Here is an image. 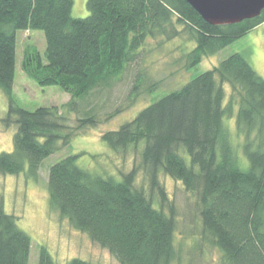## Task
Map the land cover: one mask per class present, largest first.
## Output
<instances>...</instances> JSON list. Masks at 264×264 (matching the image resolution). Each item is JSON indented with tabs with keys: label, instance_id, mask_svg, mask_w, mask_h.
Listing matches in <instances>:
<instances>
[{
	"label": "trees",
	"instance_id": "16d2710c",
	"mask_svg": "<svg viewBox=\"0 0 264 264\" xmlns=\"http://www.w3.org/2000/svg\"><path fill=\"white\" fill-rule=\"evenodd\" d=\"M73 0H0V90L7 110L0 123L16 127L13 150L0 153V175L24 173L36 181L42 161L69 145L87 127L109 121L142 95L158 89L137 72L126 96L103 120L68 115L94 90L108 87L135 63L149 39L185 36L194 47L181 62L197 66L264 23L260 15L238 24L212 26L185 0H87L89 15L72 18ZM44 33V55L24 49L21 71L39 87L56 85L70 99L60 107L27 111L12 97L16 31ZM228 86L229 93H226ZM234 120L231 131L228 121ZM135 164L119 180L80 168V155L49 167L48 207L107 250L119 264H173L174 206L160 176L180 182L195 196L203 232L222 264H264V79L240 53L223 59L100 136ZM142 174L148 193L135 186ZM31 240L17 218L0 208V264H28ZM37 264H57L39 247ZM66 264H92L71 259Z\"/></svg>",
	"mask_w": 264,
	"mask_h": 264
},
{
	"label": "rangeland",
	"instance_id": "374dc122",
	"mask_svg": "<svg viewBox=\"0 0 264 264\" xmlns=\"http://www.w3.org/2000/svg\"><path fill=\"white\" fill-rule=\"evenodd\" d=\"M87 0H73L72 18H85L89 15ZM259 27V26H258ZM257 27V28H258ZM247 33L217 54L204 58L197 66L184 70L182 56L193 49L194 44L185 36L166 42L162 39H149L141 51L138 60L130 64L124 73L110 81L108 87H101L91 92L79 105V114L68 115L67 125L76 126V119L87 114L96 119L104 117L118 107L127 105L125 99L131 88L133 77L142 72L149 83L160 82L158 89L142 94L122 113L96 127L82 129L73 137L68 146L45 158L40 164L38 179L32 181L25 174L17 176L0 175V208L17 218V226L31 240L28 264H37L38 249L44 247L57 264H66L77 258L92 264H119L110 253L95 244L82 233L62 219L56 211L48 207L47 177L49 167L61 159L80 155L77 165L99 175H112L119 180L122 173H127L135 164L132 153L123 158L113 153L101 140V134L118 129L122 124L133 119L146 106L156 102L171 91L216 67L223 59L234 53L242 54L264 79V23L260 28ZM16 64L12 86L14 102L27 111L37 108L60 107L69 99V94L58 86L39 87L21 71V59L27 46H34L43 56L46 48L44 33L29 29L16 31ZM229 93L228 86H225ZM7 98L0 90V119L5 116ZM227 125L232 131L234 120ZM16 127L9 129L0 123V153L13 150V136ZM160 183L169 202L174 206L176 228L174 245L179 259L173 264H222L220 252L212 245L211 238L202 230L199 206L194 195L188 193L180 182L167 176H160ZM135 186L148 193V185L142 174L137 176Z\"/></svg>",
	"mask_w": 264,
	"mask_h": 264
},
{
	"label": "water",
	"instance_id": "95a60500",
	"mask_svg": "<svg viewBox=\"0 0 264 264\" xmlns=\"http://www.w3.org/2000/svg\"><path fill=\"white\" fill-rule=\"evenodd\" d=\"M209 25L238 24L260 15L264 0H185Z\"/></svg>",
	"mask_w": 264,
	"mask_h": 264
},
{
	"label": "crops",
	"instance_id": "0c3cea01",
	"mask_svg": "<svg viewBox=\"0 0 264 264\" xmlns=\"http://www.w3.org/2000/svg\"><path fill=\"white\" fill-rule=\"evenodd\" d=\"M258 28H260V26H259ZM258 28H257V29H258ZM261 55H262V58H264V52H261Z\"/></svg>",
	"mask_w": 264,
	"mask_h": 264
}]
</instances>
